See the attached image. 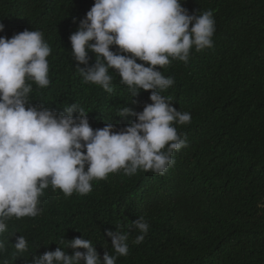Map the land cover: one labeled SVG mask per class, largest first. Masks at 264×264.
I'll return each mask as SVG.
<instances>
[{
  "label": "trees",
  "instance_id": "trees-1",
  "mask_svg": "<svg viewBox=\"0 0 264 264\" xmlns=\"http://www.w3.org/2000/svg\"><path fill=\"white\" fill-rule=\"evenodd\" d=\"M93 3L0 0V36L39 30L52 49L49 86L28 81L32 105L67 114L65 107L75 104L94 130L112 123L119 131L135 120L118 116L121 109L142 111L151 103L150 92L131 96L111 69V93L83 81L78 68L85 65L74 60L69 37ZM181 3L189 14L211 10L215 32L211 48H193L186 64L171 60L159 68L174 80L160 94L192 117L189 125H175L187 140L179 154L174 152L175 164L164 175L110 173L93 180L87 195L73 192L66 198L49 186L39 198V215L7 222L8 231L0 235L7 251L0 260L12 264L16 255L13 264H31V255L63 247L62 238L81 236L102 257L104 251L114 254L106 232L120 231L129 234V254L117 264H264V0ZM94 58L89 52V67ZM140 216L150 227L143 242L134 244L139 233L130 226ZM18 236L28 241V252L15 253Z\"/></svg>",
  "mask_w": 264,
  "mask_h": 264
},
{
  "label": "clouds",
  "instance_id": "clouds-1",
  "mask_svg": "<svg viewBox=\"0 0 264 264\" xmlns=\"http://www.w3.org/2000/svg\"><path fill=\"white\" fill-rule=\"evenodd\" d=\"M214 32L211 10L189 14L181 0H94L69 37L74 60L85 65L78 68L83 81L111 93V69L131 96L150 92L151 103L142 111L121 109L118 116H135V120L119 131L112 123L94 130L87 113L75 104L65 107L67 114L32 105L28 81L39 88L49 86L47 58L52 49L39 30L0 36V235L8 231L12 218L39 215V198L49 186L67 198L73 192L87 195L93 180H105L120 170L128 176L138 170L166 174L175 164L174 152L179 154L187 146L175 125H189L192 117L160 94L174 80L159 68L171 60L186 64L193 48L197 52L211 48ZM89 52L95 57L91 67ZM74 111L79 113L76 117ZM149 227L142 216L131 223L130 228L139 233L134 244L143 242ZM106 235L114 254L104 251L101 257L92 241L82 236L62 238L63 247L31 255V264H117L118 257L129 254V234L107 231ZM13 247L16 254L29 251L23 236ZM67 248L74 250L72 255ZM6 251V242L0 240V254ZM16 258L13 255L12 264ZM0 264L9 262L2 259Z\"/></svg>",
  "mask_w": 264,
  "mask_h": 264
},
{
  "label": "bare ground",
  "instance_id": "bare-ground-1",
  "mask_svg": "<svg viewBox=\"0 0 264 264\" xmlns=\"http://www.w3.org/2000/svg\"><path fill=\"white\" fill-rule=\"evenodd\" d=\"M124 206V205H123Z\"/></svg>",
  "mask_w": 264,
  "mask_h": 264
}]
</instances>
